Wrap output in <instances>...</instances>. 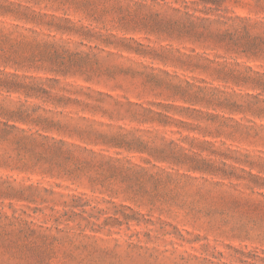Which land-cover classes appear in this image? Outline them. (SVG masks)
Wrapping results in <instances>:
<instances>
[{"label": "rangeland", "instance_id": "rangeland-1", "mask_svg": "<svg viewBox=\"0 0 264 264\" xmlns=\"http://www.w3.org/2000/svg\"><path fill=\"white\" fill-rule=\"evenodd\" d=\"M0 264H264V0H0Z\"/></svg>", "mask_w": 264, "mask_h": 264}]
</instances>
